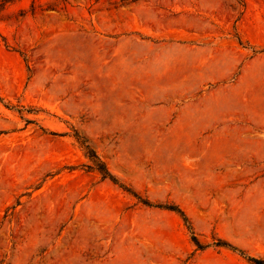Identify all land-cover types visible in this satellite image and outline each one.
<instances>
[{
  "label": "rangeland",
  "instance_id": "rangeland-1",
  "mask_svg": "<svg viewBox=\"0 0 264 264\" xmlns=\"http://www.w3.org/2000/svg\"><path fill=\"white\" fill-rule=\"evenodd\" d=\"M4 1L0 264L264 262V0Z\"/></svg>",
  "mask_w": 264,
  "mask_h": 264
},
{
  "label": "trees",
  "instance_id": "trees-1",
  "mask_svg": "<svg viewBox=\"0 0 264 264\" xmlns=\"http://www.w3.org/2000/svg\"><path fill=\"white\" fill-rule=\"evenodd\" d=\"M13 0H6L2 3V5H5L6 3H12ZM81 146H84L85 149L88 151V158L90 160V162L92 163V167H90V169L97 171L103 179H108L110 180L112 183L116 184V180L115 178H113V176H111V174L106 170V168L103 166V164L101 163V161L99 160V158L96 156V154L90 150L87 146L84 145L83 142H80ZM149 207H156V208H162L164 210L167 211H171V212H176L179 213L181 217H183L184 221L187 222L185 216L183 215V213L177 209V208H172V207H160V206H151V205H147ZM192 240L195 243V245L198 246L197 244V240L195 238V236H192ZM216 247H223L226 248L228 250H230L231 252L238 254L239 256H241L242 258L246 259L248 262L252 263V264H264L263 261L258 260L256 258L253 257H249L246 256L243 252L236 250L235 248L231 247L230 245L224 243V242H218L217 244H215Z\"/></svg>",
  "mask_w": 264,
  "mask_h": 264
},
{
  "label": "bare ground",
  "instance_id": "bare-ground-1",
  "mask_svg": "<svg viewBox=\"0 0 264 264\" xmlns=\"http://www.w3.org/2000/svg\"><path fill=\"white\" fill-rule=\"evenodd\" d=\"M216 100V102H215V106H214V104H213V106L214 107H217L218 105H219V103H217V100L218 99H215ZM242 105H243V107L245 108V107H251L252 109H254L255 111L256 110H264V99H258V98H251V99H247L246 101H244L243 103H242ZM260 143H258V146H259V148H260V145H259ZM261 145H263V144H261ZM10 146V145H9ZM9 170V169H8ZM11 171V170H10ZM6 172H7V169H6ZM12 172V171H11ZM8 175H10L9 173H8ZM11 176V175H10ZM9 176V177H10ZM12 176H14V174L12 175ZM13 178V177H12Z\"/></svg>",
  "mask_w": 264,
  "mask_h": 264
}]
</instances>
